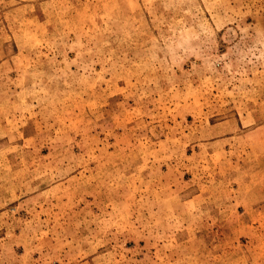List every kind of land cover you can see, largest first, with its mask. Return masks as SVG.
Listing matches in <instances>:
<instances>
[{
    "label": "rangeland",
    "instance_id": "374dc122",
    "mask_svg": "<svg viewBox=\"0 0 264 264\" xmlns=\"http://www.w3.org/2000/svg\"><path fill=\"white\" fill-rule=\"evenodd\" d=\"M0 264H264V0H0Z\"/></svg>",
    "mask_w": 264,
    "mask_h": 264
}]
</instances>
